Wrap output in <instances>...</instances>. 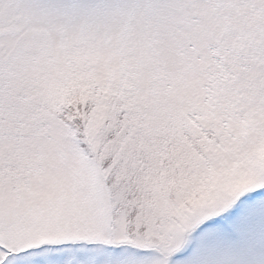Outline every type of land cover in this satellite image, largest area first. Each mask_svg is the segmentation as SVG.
I'll return each instance as SVG.
<instances>
[{
    "label": "snow or ice",
    "instance_id": "1",
    "mask_svg": "<svg viewBox=\"0 0 264 264\" xmlns=\"http://www.w3.org/2000/svg\"><path fill=\"white\" fill-rule=\"evenodd\" d=\"M0 264H264V0H0Z\"/></svg>",
    "mask_w": 264,
    "mask_h": 264
}]
</instances>
